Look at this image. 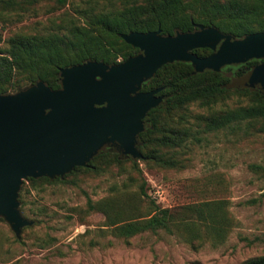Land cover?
I'll list each match as a JSON object with an SVG mask.
<instances>
[{
    "label": "trees",
    "instance_id": "1",
    "mask_svg": "<svg viewBox=\"0 0 264 264\" xmlns=\"http://www.w3.org/2000/svg\"><path fill=\"white\" fill-rule=\"evenodd\" d=\"M38 0H0V44L2 27L22 17ZM67 0H57L61 5ZM81 10L83 21L48 33L18 32L0 47V94L17 91L43 81L51 89L61 87L60 69L86 61L117 64L136 55L139 49L120 37L131 31L160 30L162 35L191 32L196 24L213 26L234 38L264 31V0H121L120 5L95 10L97 1L86 0ZM62 30V31H61ZM199 57L209 55L207 47L193 49ZM259 59L224 66L220 71L195 72L192 64L173 61L159 67L143 82L141 90L161 88L162 102L145 115V127L138 134L140 158L121 155L114 147H104L86 165L75 166L62 177H28L32 187L54 182L66 183L79 174L100 172L111 162L126 159L138 172V161L163 168L186 167V155L192 145L205 135L229 129L247 136L264 132V92L260 87H243L232 81L246 74ZM237 97L230 107L227 100ZM204 109L192 114L191 107ZM125 157V158H124ZM258 167V166H257ZM22 182L18 200L23 203ZM143 179L139 191L116 190L115 196L96 201L87 200V210L104 213L106 224L117 238L128 241L132 236L151 231H164L191 246L210 242L222 244L236 225L226 199H206L176 207H162L145 189ZM144 202L139 212L135 204ZM23 227H29L25 225ZM242 264H264V255Z\"/></svg>",
    "mask_w": 264,
    "mask_h": 264
},
{
    "label": "rangeland",
    "instance_id": "2",
    "mask_svg": "<svg viewBox=\"0 0 264 264\" xmlns=\"http://www.w3.org/2000/svg\"><path fill=\"white\" fill-rule=\"evenodd\" d=\"M85 1L67 0L61 5L57 0H38L33 10L3 25L0 47L5 48L7 38L18 32L48 33L71 21L81 23V10L88 7ZM95 1L96 11L121 3ZM232 83L237 85L235 80ZM28 86L22 84L20 89ZM226 102L234 107L241 101L231 97ZM191 111L194 115L204 109L194 105ZM186 157V167L179 169L138 161V172L131 161L122 159L66 183L34 188L24 180L18 209L31 223L17 236L0 215V264H242L264 255V132L210 133L192 145ZM143 179L148 195L162 207L226 199L236 225L217 245L191 246L164 231H144L128 241L117 238L105 225L104 213L87 210V200L115 196L116 190L134 193ZM135 206L139 212L145 207L144 202Z\"/></svg>",
    "mask_w": 264,
    "mask_h": 264
},
{
    "label": "water",
    "instance_id": "3",
    "mask_svg": "<svg viewBox=\"0 0 264 264\" xmlns=\"http://www.w3.org/2000/svg\"><path fill=\"white\" fill-rule=\"evenodd\" d=\"M162 35L160 30L120 34L139 52L117 64L86 61L60 69L61 87L43 81L15 93L0 94V215L19 236L31 223L18 209L28 177H62L84 166L105 144L140 158L138 134L146 113L162 102L161 88L142 91L143 82L163 64L190 62L195 72L264 59V31L234 38L213 26ZM207 47L199 57L193 49ZM264 92V61L235 79Z\"/></svg>",
    "mask_w": 264,
    "mask_h": 264
},
{
    "label": "flooded vegetation",
    "instance_id": "4",
    "mask_svg": "<svg viewBox=\"0 0 264 264\" xmlns=\"http://www.w3.org/2000/svg\"><path fill=\"white\" fill-rule=\"evenodd\" d=\"M253 59H255V58H253ZM259 60H261V61H259L256 65H254L249 71H251L254 67H256L257 65H259L261 62H263L264 61V59H259ZM222 69V68H221ZM248 71V72H249ZM247 72V73H248ZM245 75V74H244ZM244 75H242V76H244ZM239 77H241V76H239ZM239 77H236V78H239ZM235 78V79H236ZM234 79V80H235ZM254 87H259L257 84L256 85H254ZM143 91V90H142ZM106 147H114L116 150H118V152L120 153V151H119V149L117 148V146L115 145V144H109V145H107ZM121 154V153H120Z\"/></svg>",
    "mask_w": 264,
    "mask_h": 264
}]
</instances>
